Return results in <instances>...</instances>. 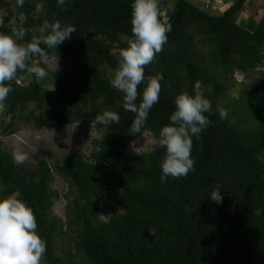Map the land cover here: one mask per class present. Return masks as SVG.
I'll return each mask as SVG.
<instances>
[{"label": "trees", "instance_id": "1", "mask_svg": "<svg viewBox=\"0 0 264 264\" xmlns=\"http://www.w3.org/2000/svg\"><path fill=\"white\" fill-rule=\"evenodd\" d=\"M10 2L9 34L19 13L27 16L25 29L59 20L73 24L77 32L57 49L41 45L47 52L44 59L62 61L53 71L43 60L40 64L48 72L50 87L37 78L21 82L18 78L27 71L19 70L13 81L5 82L12 89L3 108L11 117L5 135L14 133L15 129H7L16 119L31 120L35 129L55 131L87 120L95 130L87 154L72 151L54 164L66 184L60 197L51 189V166L44 160L34 167L15 163L0 140V198L15 196L33 210L36 231L46 242L44 263L264 264V71L259 70L242 93L261 118L255 126L237 125L228 111L221 120L223 108L217 106L225 97L227 75L264 65V17L256 20L257 11L249 10L247 23L237 22L247 0H230L219 14L209 11L213 0L201 7L189 0H159L160 19L172 30L163 51L145 67L137 103L149 76L162 74L161 92L145 126L133 135L129 130L135 114L124 110L123 93L111 87L113 75H106V67L117 66L113 51L126 48L134 38L133 0H65L67 10L57 7V0H25L23 7H17L16 0ZM37 3L45 6L39 14ZM32 35L28 31L18 42L28 43ZM39 59L32 57L28 63ZM196 81L203 83L204 95L211 101L212 111L205 115L212 124L199 139L192 137L195 170L162 182L165 149L134 152L127 146L146 132L158 139L160 129L170 124L176 97L182 92L195 95ZM30 104L38 112L21 114ZM105 110L117 112L120 123H98L96 116ZM218 185L223 186L220 204L210 198ZM106 192L117 211L100 219ZM57 197L68 199L65 223L76 234L79 258L70 251L57 252L56 234L62 226L51 212ZM256 209L261 210L259 216Z\"/></svg>", "mask_w": 264, "mask_h": 264}, {"label": "clouds", "instance_id": "2", "mask_svg": "<svg viewBox=\"0 0 264 264\" xmlns=\"http://www.w3.org/2000/svg\"><path fill=\"white\" fill-rule=\"evenodd\" d=\"M24 4L25 0H16L17 7H23ZM44 7L43 4L37 3L35 13L43 12ZM57 7L67 10L65 0H57ZM131 8V31L134 38L120 51L118 68L110 85L123 93L124 110L135 114L129 132L136 135L145 126L152 107L159 102L160 81L163 80V76L158 74L147 77L139 103L138 85L146 80L145 67L163 51L172 25L160 19L159 0H133ZM26 20V14L19 13L12 21L14 27L11 34L0 32V109L5 107L4 102L12 91L5 82L13 81L18 70L34 74L38 79L47 77L48 72L40 66L47 56L45 47L57 49L58 45L71 39L72 34L77 32L73 24H62L59 20L53 22L44 20L38 27L25 29ZM2 23L0 20V24ZM28 31L33 33L31 41L19 43L18 41L24 40ZM36 56L41 59L32 60L29 65L28 61ZM194 92L195 95L182 92L176 97L175 110L169 117L170 124L160 129L158 139L152 138L150 148L152 147L153 151L163 148L166 152L161 163L162 182L168 177L174 179L187 177L195 170V161L191 156L192 137L199 139L201 132L212 124L205 115L212 111V104L204 95V85L201 81L195 82ZM219 116L223 120L227 118L228 113L221 109ZM96 120L104 126H109L112 123L119 124L120 116L115 111L105 110L96 116ZM142 136L131 142L127 149L131 150ZM97 138L104 139L100 135ZM28 159V154L24 152L13 153V161L17 164H24ZM222 187L218 185L210 194V198L217 204L223 202L220 190ZM260 212V209H256L255 214L259 216ZM36 228V216L25 202L15 196L0 198V264H41L46 252V242L37 233Z\"/></svg>", "mask_w": 264, "mask_h": 264}, {"label": "rangeland", "instance_id": "3", "mask_svg": "<svg viewBox=\"0 0 264 264\" xmlns=\"http://www.w3.org/2000/svg\"><path fill=\"white\" fill-rule=\"evenodd\" d=\"M191 3L197 6H202V2L212 0H189ZM218 7L214 9L211 7L209 11L211 13L219 14L229 5L230 0H219ZM12 4L10 0H0V20L3 21L0 24V32L7 33L6 26L9 24L10 9ZM245 9L237 17V22L246 24L249 20V10L257 11L254 19L258 17H264V0H247ZM258 14V15H257ZM7 19V21L5 20ZM116 55L117 66L116 68L106 67V75H113L118 68V61L120 59L118 49L113 51ZM205 54V49L203 51ZM208 59V58H207ZM43 63L51 71L62 66V61L51 57L49 59H43ZM259 70L264 71V65L253 71L247 73H240L234 71L225 78L226 93L222 100L217 101V106L231 112V120L239 126L249 127L255 126L261 118L258 117L256 110L248 103L245 97L242 98V93L247 84L257 75ZM36 76L28 72H22L20 75L21 82L28 84L34 80ZM38 79V78H37ZM39 82H43L44 85L49 86L48 81L38 79ZM18 82V81H17ZM43 111L45 107L43 106ZM52 109V108H51ZM30 111L38 112L35 104H30L26 110L21 111V114L27 115ZM11 121L10 115H4L3 109H0V140L4 146L8 148L12 153L20 151L28 154L29 159L24 164L34 167L39 161L44 160L49 166H51V189L59 191L60 195L66 193V184L62 181L59 174L53 167L57 160H59L64 154L79 151L83 154H87L90 149V140L95 135L93 125L87 120H80L75 123L66 124L60 131L51 129H35L31 120L24 121L16 119L10 129H15L11 135H5L6 131L4 127ZM152 136L149 133H145L142 138L135 142L132 151L147 150L152 145ZM136 146V147H135ZM142 147V149H141ZM138 148V149H137ZM264 161V156L262 157ZM107 196L104 198V203L101 204L102 213H100V219L108 218L111 214L117 211V207L113 200L110 199V192L105 193ZM112 196V195H111ZM55 198L52 202L51 212L53 216L59 220L62 226L61 230H57L56 234V247L59 255H64L67 251H70L73 255L79 258V252L76 249L75 239L76 234L68 230V226L65 223L66 220V205L68 201L65 197V201L62 198ZM109 201V202H108ZM41 264H45L43 257Z\"/></svg>", "mask_w": 264, "mask_h": 264}, {"label": "built area", "instance_id": "4", "mask_svg": "<svg viewBox=\"0 0 264 264\" xmlns=\"http://www.w3.org/2000/svg\"><path fill=\"white\" fill-rule=\"evenodd\" d=\"M213 1H214V3H212L213 8L218 7V3H221V1H219V0H213ZM138 140H140V139H138Z\"/></svg>", "mask_w": 264, "mask_h": 264}]
</instances>
